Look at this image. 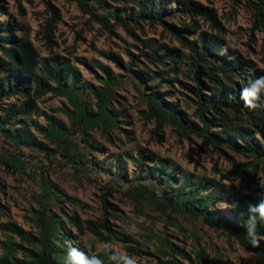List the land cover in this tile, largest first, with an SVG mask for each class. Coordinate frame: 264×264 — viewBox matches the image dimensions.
I'll list each match as a JSON object with an SVG mask.
<instances>
[{
  "label": "rangeland",
  "instance_id": "obj_1",
  "mask_svg": "<svg viewBox=\"0 0 264 264\" xmlns=\"http://www.w3.org/2000/svg\"><path fill=\"white\" fill-rule=\"evenodd\" d=\"M86 1L104 23L77 0H0V264H42L48 236L60 251L55 264H64L68 246L118 264L97 253L99 244L138 264H260L228 229L170 200L207 187L197 198L234 211L243 225L240 201L249 207L264 192V156L237 152L223 139L240 146L253 139L264 152V115L255 119L241 99L236 111L202 112L195 94V64L217 69L216 83L200 76L205 102L229 103L256 71L264 75V0ZM140 5L144 16L149 9L161 18L140 17ZM205 37L218 41L203 63L195 50ZM21 46L37 55L34 73L48 87L32 76L24 92L8 95L6 49ZM49 60L65 65L63 87L46 74ZM235 61L244 70L224 69ZM152 93L184 126L157 119ZM24 104L29 111L20 113ZM103 222L99 237L88 229ZM53 229L66 233L62 241Z\"/></svg>",
  "mask_w": 264,
  "mask_h": 264
},
{
  "label": "trees",
  "instance_id": "obj_2",
  "mask_svg": "<svg viewBox=\"0 0 264 264\" xmlns=\"http://www.w3.org/2000/svg\"><path fill=\"white\" fill-rule=\"evenodd\" d=\"M82 11L91 15V17L93 19H95L96 21H100L102 23H104L98 16L97 14L90 8V6L88 5V2L86 0H77ZM141 6V16L144 19H148V17H150L151 19H160L161 16L159 14V12H154L155 14H151V11L148 9L147 14L144 16V11L146 9V6L140 5ZM145 8V9H144ZM199 13L201 15H203L206 18H210V12L206 9H201L199 10ZM150 14V15H149ZM175 34H177V36H179V38H181L180 33L178 34L177 32H175ZM218 40L216 38L211 37L210 40H207V38H202L201 43L202 46L200 49H196L195 52L197 53V55H199L200 60H203L204 62H207L209 57H211L212 52L216 51V47H217V42ZM199 53V54H198ZM6 55L9 58V68H1V71L3 72H7L8 73V81H9V85L7 86V92L8 95L11 94H16V93H20V92H24V85L26 84V80L32 79L31 77L34 76L35 78H37V81L40 83V85L42 87H48V83L43 80L41 77L36 76V74L34 73L33 68L36 67L39 63H38V59H37V55L33 52H31L25 46H21L19 52H14L13 50H9L6 49ZM239 63L235 62H225L223 64L224 69L231 71V73H235L238 74V71H240L238 69H235L237 67V65L241 66V69H243L242 67V63L240 61H237ZM227 65V66H225ZM233 67V68H232ZM195 68H196V79L198 80V90L195 92V94L198 97V103H199V109L202 112H207L209 111V109H213L216 113L222 115L223 114V108H229V109H233V110H238V106L239 103L237 102L238 99H240L239 96L233 98L229 103L223 99L220 100H215L214 98L205 102L204 100V96H203V90H204V85L201 81L200 76L206 77L209 81L216 83V77H215V73L214 71L217 70L216 68H210L208 69V71H201L200 65L195 64ZM219 69H221V67H218ZM244 70V69H243ZM45 72L47 75L50 76V78L52 80H54L56 83H59L60 86H64L67 82V75H66V67L65 65H62L61 63L57 62L56 60H49L48 62H46V68H45ZM241 73V72H240ZM262 76L261 73H259L258 71H256L253 76H252V80L250 81H254L257 77ZM249 83L244 81V85L245 87L248 85ZM27 90V89H26ZM232 91V89H231ZM262 93H264V89L261 90ZM2 94H0L1 97ZM229 95H232V92L229 93ZM149 101L152 102V108L151 111L153 114H155V116L157 117L158 120H163V119H172L173 121L177 122L180 126H184V121L182 118V115L175 109L172 107H168L166 105V103H164L162 101V99L157 96L156 94H149L148 96ZM260 100L264 101V98L261 97L260 95ZM29 105L24 104V106L21 107V112L20 113H24L29 111ZM250 113H252L255 117V119L257 118L258 115H264V111L263 108H257L255 110H250L248 109ZM10 113L12 112L11 109L8 110ZM111 116V115H110ZM203 120L205 122V127L206 129L204 130L205 132L203 133V137H206V134L209 133L210 130V123L208 120H206L203 117ZM215 140H219V137L217 136H213ZM229 145L230 147H232L235 151L240 152V153H250V155L253 156H259L262 157L264 156V152L260 149L259 145L254 143L253 139H248L244 137V141L247 142L244 146H240L238 145L235 141H233L231 138H223ZM220 141V140H219ZM170 183H175L176 180L175 179H169L168 180ZM215 184V183H214ZM216 186V184H215ZM205 189H207V187L204 188H200L199 190L197 189L196 191H191V192H183L181 191V193L174 194L172 199L170 200L172 204H177L179 206H181L182 208L186 209L188 212L192 213V214H196L199 213L201 216H203V218L212 226H216L219 228H226L230 231V233H232L233 235H235L237 237V239L250 251L257 253V256L259 257V263L260 264H264V245H261V243L259 242L258 246H253V244L248 240L247 236H246V230L243 225H240V222L238 221V218L236 217V215H234V211H230L224 212V211H219L216 210L212 207H209L207 204H204V202L201 201V198H197V195L201 192V191H205ZM227 194V193H225ZM224 194V195H225ZM188 201H192V204H186L188 203ZM224 202V201H222ZM241 205H243V210H242V216L243 218H247L248 217V208L247 206H244L245 204L242 203V201H240ZM259 200H252L250 199V204H258ZM212 205H214V203H212ZM232 213V214H231ZM229 214V215H228ZM106 228V223H92L89 226V230L91 233H93L95 236H101V229H105ZM257 232L259 235L264 236V224H258L257 226ZM52 235L56 237V239L62 241L61 236H66V233L63 231L61 236L60 234L53 229L52 231ZM35 240H37L36 238H34ZM50 237L48 236V240L45 241L44 243V252H43V256H42V264H55L53 262V257L55 256V254L60 253L55 251L53 248L51 249V245H50ZM69 248L71 247H65V253L68 252ZM171 250L176 253L179 254L180 256L183 257H187L185 255V252L183 250H179L178 247L174 246L171 244ZM1 264H9V262H7L6 260H2Z\"/></svg>",
  "mask_w": 264,
  "mask_h": 264
},
{
  "label": "clouds",
  "instance_id": "obj_3",
  "mask_svg": "<svg viewBox=\"0 0 264 264\" xmlns=\"http://www.w3.org/2000/svg\"><path fill=\"white\" fill-rule=\"evenodd\" d=\"M264 89V75L257 77L254 81H249V85L241 89L240 99L245 108L255 110L264 108V101L260 100L261 90ZM261 188H264V180L260 181ZM259 203L250 204L248 208V217L244 221L246 236L253 246H258L264 236L257 232L258 224H264V192L258 193ZM87 248V244H85ZM109 252V259L118 264H138L133 256L120 253H111L107 244L97 245V253ZM64 264H104L97 254H90L88 251H82L78 247H71L67 252Z\"/></svg>",
  "mask_w": 264,
  "mask_h": 264
}]
</instances>
